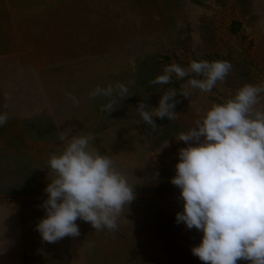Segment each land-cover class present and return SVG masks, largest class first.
Here are the masks:
<instances>
[{
	"label": "rangeland",
	"instance_id": "1",
	"mask_svg": "<svg viewBox=\"0 0 264 264\" xmlns=\"http://www.w3.org/2000/svg\"><path fill=\"white\" fill-rule=\"evenodd\" d=\"M59 48L67 50L66 58L88 57L97 61L90 64L89 72H85L87 64L80 67L83 77L69 83L68 88L123 83L129 89L126 99L117 97L115 111L105 112L104 116L99 113L97 126L90 127L96 132L110 129L104 127L109 126L126 138V143L125 139L118 143L117 150L121 152L110 157L129 183L140 190V197L134 199L140 209L132 211L135 215L125 229L118 224L123 235L112 231L108 237L107 244L116 247L113 252L120 256L119 261L108 259L111 252L107 251L100 256L99 264H204L191 253L201 243L203 233L188 229L175 219L183 211V202L179 200V188L170 181L176 175L178 150L189 146L175 139L191 129L212 104L231 98L243 85H264V0H0V112L8 113L11 104L19 112L34 113L37 108L31 106L41 105L43 99L35 95L30 98V93L49 95V99L53 96L50 93H57L54 84L47 82L49 73L35 77L37 74L30 73L27 62L37 58L43 59L42 65L49 64V52L60 53ZM193 60H226L232 70L226 81L218 83L210 93L196 91L190 98L179 94L185 81L175 76L171 84L150 83L172 62L187 67ZM39 82L46 91L37 86ZM169 88L178 91L175 99L180 102L174 111L179 115L176 120L154 118L158 128L153 129L142 121L135 108L141 101L148 108H156L160 96ZM65 102L74 105L71 100ZM73 105L58 115L50 105L56 135L69 127L76 134ZM258 107L264 108V101ZM52 125H46L50 131ZM166 141L168 146L164 147ZM130 157L138 159L133 162ZM22 167L9 175L0 170V200L19 199L30 191V195L37 194L38 188L49 183L48 179L35 178L44 170L40 163L35 174ZM155 176L157 180L152 185ZM16 207L21 208V203ZM28 207L32 208L31 221L29 217L24 219V213L21 220L18 210V218H11L15 235H8V216L0 220V239L9 240L13 250L17 240V255L22 251L18 248L22 236H26V254L36 246L40 248V243L29 240L30 235L35 237L38 233L31 224L40 207ZM130 210L128 205L125 219L132 213ZM39 240L45 249L44 241ZM17 257L16 263L13 259L1 263L20 264V256ZM20 261L33 264L32 259ZM236 264L250 262L238 260Z\"/></svg>",
	"mask_w": 264,
	"mask_h": 264
},
{
	"label": "clouds",
	"instance_id": "2",
	"mask_svg": "<svg viewBox=\"0 0 264 264\" xmlns=\"http://www.w3.org/2000/svg\"><path fill=\"white\" fill-rule=\"evenodd\" d=\"M231 70L226 60H193L187 67L172 62L150 83L171 84L175 76L185 81L179 94L190 98L196 91L210 93ZM177 93L169 88L156 108L141 101L135 111L145 124L158 128L154 118L177 119ZM88 96L90 100L110 98L101 108L110 114L116 110L117 97L126 99L129 89L123 83L97 85ZM68 99L79 104L71 93ZM262 101L264 85L245 84L231 98L212 104L175 139L189 145L178 150L176 175L170 181L179 188L183 202V211L175 219L203 233L191 253L204 264H236L238 260L264 264V108L258 107ZM8 119L7 112L0 114V126ZM72 131L69 127L58 134L61 147L47 161L53 178L40 205L45 218L35 230L50 244L79 236L77 219L97 231L117 230L121 219L128 223L123 217L135 199L134 185L110 156L100 154L94 136Z\"/></svg>",
	"mask_w": 264,
	"mask_h": 264
},
{
	"label": "crops",
	"instance_id": "3",
	"mask_svg": "<svg viewBox=\"0 0 264 264\" xmlns=\"http://www.w3.org/2000/svg\"><path fill=\"white\" fill-rule=\"evenodd\" d=\"M59 50H61V52H57L56 54L49 52L47 56L49 58L47 59V63L49 64L42 65L43 59L39 60L37 58H33V60H30L29 63L27 62V65L31 74H37L33 75L35 77L38 75H42L43 73H49L47 75V82L48 84H54L55 90L60 96H58L57 93H50L53 96L51 97V99H49V95L42 96V93H30V98L35 95L40 96V99H43V105L41 104L38 106H31L33 108H37V111H35L34 113L29 112V110L25 111V113L19 112L18 110L13 108L11 104L7 107L9 119L7 120L6 124L0 126V170H6L7 175H9L13 170L18 173V167L23 168L22 166L34 171L35 174L36 167L40 163L41 166H43L44 170L40 172V175H36V180L39 181L41 179H48V181H50L53 178L50 170L48 169L47 161L50 155L56 153L61 147V141L59 140L58 136L60 132L57 135L56 133H54L56 128L52 125V122L50 120L49 108L50 105H53V109L56 115L67 112L70 108V105H73L69 103L66 104L65 102V99L69 100V93H71L79 100L78 105H73V129L77 130L76 134H92L95 138L94 145L98 148L100 154H105L108 156H111L114 152H121V150H117V146H119L118 143L120 142V140H122L123 142V140L125 139L124 142L126 143V138L117 134L115 128L104 126L110 129L104 128V131L103 128L97 129L95 130L96 132L90 130V127H94V124L97 126L96 116L99 113H101L103 116L105 115V112L101 111V108L110 99L105 97H96L95 99L91 100L89 99V92L92 91L98 83L96 85L92 83L93 86L88 87L86 85L77 87L71 86V88L67 87L69 83H72L75 80L78 81V78L81 79L83 77L80 71V67L87 64L85 67V72H89L90 64L97 61L88 57H80L81 60H72L70 58H66L67 50L65 51L64 48H59ZM50 55L55 56L51 57ZM30 62L31 67L29 65ZM72 68L76 71L73 72L71 70ZM75 74H77L78 77ZM37 86L40 88L43 86V84L41 85V83L39 82V85ZM9 98H12V94ZM2 105L3 104L1 103V106ZM2 113L4 112L1 111L0 114ZM48 122L52 125L51 131L46 126ZM58 129L60 130L62 128L58 127ZM60 131L62 132V130ZM106 143L109 144L107 147ZM130 159L133 162H136L138 157H130ZM27 172L28 171H26V173ZM153 180L154 181L152 182V185L155 184L157 177L155 176ZM4 184L7 183L4 182ZM46 186L47 185H43V188H38L37 194L34 193L30 195L32 193L30 191L29 193H27V195L25 194L24 197L19 199H8V201L0 200V220L5 215H7L10 224L11 218H16V216L18 218V215L22 220L24 213V219H26V217H29V220L31 221L32 208L29 209L28 206L35 204L40 207L42 202L47 199V195L44 192ZM133 190L135 193V198L140 197V190H137L136 187H134ZM34 196H38V198L35 199ZM17 203H21L22 207H16ZM129 207L131 208L130 212L133 211L134 213H136V209H140V207L135 203L134 200L131 202V204H129ZM17 210L19 211L18 215L16 214ZM133 212L128 217H126V219L125 217L123 218L127 222H129L131 217L135 215L133 214ZM38 213L39 215L35 216L32 221V227L36 226L40 219H43V216L45 218V212L43 209H41V207ZM76 224L79 228V236L64 237L58 242L51 244L43 242L45 243V249L41 248L42 242L39 240V238H41L39 233H37L35 237H32L30 235L29 240L31 242H38V244L40 243V248L36 246L33 248V251L29 250L28 254L23 251V244L26 236H22L19 240V243L20 241L22 242L20 243L18 248H21V253H23L21 254L17 250L18 255L15 249L17 248V240L14 241L13 250L11 248V243H9V240L7 242L0 239V247H2L0 248V264H2L1 262L5 261L6 259H8L9 261L13 259V262L16 263V259L18 258L17 256H20V264H22V262L20 261L22 260V258L23 261L25 259H28L29 261L32 259L33 264H67V262L68 264H99L98 261L100 259V256H105V253L107 251L109 253L111 252V255L108 257V259L114 257V259H116V262L119 261L120 256L117 253L113 252L116 247H113L112 245L109 246L107 244L108 237H110L109 234L112 231H109L107 229L97 231L91 227L90 223L84 222L80 219H77ZM118 224L122 225L123 229H125L128 223L124 222L121 219L120 221H118ZM13 228H15V226L12 222L8 230V235H15V232H13ZM115 231L120 233V235H123L121 233V229L117 228V230ZM70 242H72L71 248L69 247ZM7 244L9 249H6ZM31 244L33 245V243ZM32 252L35 256L30 255ZM108 263L110 262H107V264Z\"/></svg>",
	"mask_w": 264,
	"mask_h": 264
}]
</instances>
